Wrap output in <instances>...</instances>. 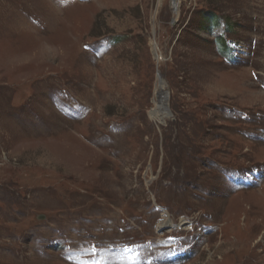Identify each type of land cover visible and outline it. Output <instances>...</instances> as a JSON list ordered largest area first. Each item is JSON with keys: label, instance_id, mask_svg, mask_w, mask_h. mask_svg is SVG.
Segmentation results:
<instances>
[{"label": "rangeland", "instance_id": "obj_1", "mask_svg": "<svg viewBox=\"0 0 264 264\" xmlns=\"http://www.w3.org/2000/svg\"><path fill=\"white\" fill-rule=\"evenodd\" d=\"M0 264H264V0H0Z\"/></svg>", "mask_w": 264, "mask_h": 264}, {"label": "bare ground", "instance_id": "obj_2", "mask_svg": "<svg viewBox=\"0 0 264 264\" xmlns=\"http://www.w3.org/2000/svg\"><path fill=\"white\" fill-rule=\"evenodd\" d=\"M159 82H160V85L157 88V93H156V97H155V106L156 107L153 109L152 117L156 121L164 122L165 119L167 118V116H169L171 113L169 112L168 105L166 104L167 102L165 101L166 100L165 98L167 97L166 95H167L168 91H166L164 79L161 76V74L159 76ZM170 221L171 220L169 219V217L166 214V216H164V218L159 223V227L163 229L166 226H169Z\"/></svg>", "mask_w": 264, "mask_h": 264}, {"label": "water", "instance_id": "obj_3", "mask_svg": "<svg viewBox=\"0 0 264 264\" xmlns=\"http://www.w3.org/2000/svg\"><path fill=\"white\" fill-rule=\"evenodd\" d=\"M159 75V74H158Z\"/></svg>", "mask_w": 264, "mask_h": 264}]
</instances>
